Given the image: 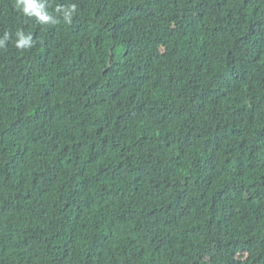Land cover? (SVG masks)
<instances>
[{
    "label": "trees",
    "instance_id": "16d2710c",
    "mask_svg": "<svg viewBox=\"0 0 264 264\" xmlns=\"http://www.w3.org/2000/svg\"><path fill=\"white\" fill-rule=\"evenodd\" d=\"M35 2L0 0V264H264V0Z\"/></svg>",
    "mask_w": 264,
    "mask_h": 264
},
{
    "label": "clouds",
    "instance_id": "9594fccd",
    "mask_svg": "<svg viewBox=\"0 0 264 264\" xmlns=\"http://www.w3.org/2000/svg\"><path fill=\"white\" fill-rule=\"evenodd\" d=\"M17 9L27 16H35L41 23H56L51 15L44 11L45 5L43 3L37 4L35 0H16ZM76 6L71 5L69 8L63 10L64 19L66 22H71V16L75 12ZM60 11V9H57ZM18 39L16 41V47L19 49H26L30 47L32 42L31 35H25L22 30H18L16 33ZM9 39V33H5L3 38L0 39V48L4 47V44Z\"/></svg>",
    "mask_w": 264,
    "mask_h": 264
}]
</instances>
